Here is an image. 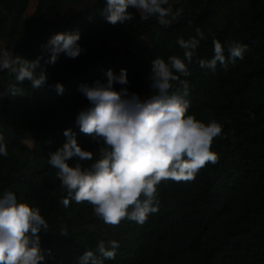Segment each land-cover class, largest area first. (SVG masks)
<instances>
[{
  "label": "trees",
  "instance_id": "1",
  "mask_svg": "<svg viewBox=\"0 0 264 264\" xmlns=\"http://www.w3.org/2000/svg\"><path fill=\"white\" fill-rule=\"evenodd\" d=\"M31 1L0 0V39L6 51L30 61L47 56L37 71L45 70L48 77L34 89L29 81L17 82L14 74L0 71L5 82L0 136L9 153L0 155V195L12 191L18 202L35 208V189L43 177L54 176L44 195L49 231L39 233L46 256L42 264H80L86 251L113 240L119 244L116 258L104 264H264V0H207L202 14L190 10V0L177 5L169 0L175 18L169 17L167 26L155 16L141 20L134 8L129 9L132 21L112 25L103 14L106 0H52L47 7L37 0L36 11L19 32L13 17L27 11ZM34 24L39 28L31 29ZM197 27L206 39L188 64L190 75L181 80L189 85L188 114L222 125L211 149L219 162L202 168L194 180L161 182L159 211L143 225L127 219L118 226L106 224L90 203L68 197L48 162L66 142V129L94 153L93 160L80 161L84 167L99 158L100 145L77 124L79 112L91 107L80 88L98 80L106 83L108 70L119 75L127 69L129 83L114 84L116 91L127 88L140 95L146 85L152 90L151 61L182 58L176 41L194 36ZM75 31L81 34V54L73 59L61 53L55 64L48 63L51 53L41 55L40 47L54 34ZM144 37L155 41L150 52L142 44ZM213 39L246 45L243 58L233 61L225 49L227 67L217 63L215 71L202 68L200 61L214 56ZM145 56L150 61L147 74L129 68ZM57 84L63 85L62 93ZM12 87L22 93L12 94ZM177 88L182 91L174 82L173 90ZM76 162L74 158L71 165ZM64 198L71 201L68 207L61 203Z\"/></svg>",
  "mask_w": 264,
  "mask_h": 264
},
{
  "label": "clouds",
  "instance_id": "2",
  "mask_svg": "<svg viewBox=\"0 0 264 264\" xmlns=\"http://www.w3.org/2000/svg\"><path fill=\"white\" fill-rule=\"evenodd\" d=\"M134 8L141 20L157 17L158 23L167 26L169 17L175 18L169 0H106L103 14L108 23L124 24L134 19ZM176 15H179L177 10ZM81 34L61 32L54 34L46 45L51 53L48 63L55 64L59 54L77 58L83 49L79 45ZM206 36L201 28L189 39L178 38L176 43L183 50V57L171 55L167 61L157 57L151 61L150 87L154 94L141 98L129 93L127 88L120 91L114 84L129 83L127 69L119 75L112 70L106 73L107 82L96 81L93 86L83 85L81 93L91 107L82 109L77 116L80 131L90 136L100 146L99 158L89 167L80 161L93 160V151L83 149L71 129L63 133L66 142L52 152L49 164L57 170L56 177L68 197L77 203L88 202L94 214L106 224L118 226L127 219L143 225L150 214L159 211L158 186L163 181H191L208 164L215 165L219 156L212 151L214 139L222 134L223 128L216 120L209 123L189 115V85L181 77L189 76L188 64ZM214 56L201 60L200 66L212 71L217 63L227 67L228 57L233 61L242 59L247 48L237 41L213 39ZM28 60L8 51L0 52V71L14 74L17 82L29 81L36 89L47 83V73L40 67V60ZM187 62V63H186ZM179 82L182 91L174 89ZM62 93L63 85L57 84ZM12 94L22 93L15 87ZM0 136V155H9L7 146ZM76 159L74 165L69 161ZM69 198L62 199L64 207ZM41 230L49 231V223L38 207L18 202L12 191L0 195V264H42L46 256L41 248ZM65 233L67 230H64ZM119 244L117 241H100L95 251L88 250L80 258V264H104L114 260ZM98 253V254H97Z\"/></svg>",
  "mask_w": 264,
  "mask_h": 264
},
{
  "label": "rangeland",
  "instance_id": "3",
  "mask_svg": "<svg viewBox=\"0 0 264 264\" xmlns=\"http://www.w3.org/2000/svg\"><path fill=\"white\" fill-rule=\"evenodd\" d=\"M182 1L183 0H175L174 5H177L181 3ZM51 2L52 0H44L43 5L47 7L51 4ZM206 2L207 0H190L189 8L190 10L195 11L198 14H202L206 8ZM38 5H39V2L37 0H32L30 2V5L27 11L18 12L14 15L13 23L19 32L24 31L25 26H26V21L34 14ZM38 28L39 26L37 24H34L31 26V29H38ZM142 44L147 50V52L152 51L153 48L155 47V41L150 37H144L142 39ZM6 48H7V44L5 40L0 39V52L6 51ZM117 49L119 51L121 50V44L117 45ZM39 50L41 52V55H46L48 53V51L42 46L40 47ZM41 57L47 58V56H41ZM149 66H150L149 58L148 56H145L141 60L134 59L131 65L129 66V68H131L134 71L139 70L143 72L144 74H147L149 70ZM4 87H5V82L2 78H0V90L4 89ZM152 94L154 93L149 88V86L146 85L144 89L140 92L139 96L141 98H147L149 95H152ZM29 145H32V143H29ZM71 163L72 161H69L70 165ZM53 183H55L54 176L43 177L34 192V198H33L34 205L35 207H38L41 210V215L44 217H46L48 214L44 195L46 193L47 188Z\"/></svg>",
  "mask_w": 264,
  "mask_h": 264
}]
</instances>
